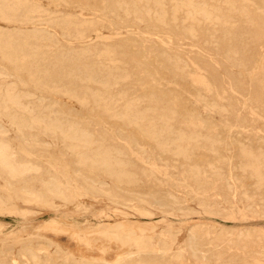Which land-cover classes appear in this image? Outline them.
Returning a JSON list of instances; mask_svg holds the SVG:
<instances>
[{
    "label": "rangeland",
    "instance_id": "1",
    "mask_svg": "<svg viewBox=\"0 0 264 264\" xmlns=\"http://www.w3.org/2000/svg\"><path fill=\"white\" fill-rule=\"evenodd\" d=\"M263 1L0 0V264H264Z\"/></svg>",
    "mask_w": 264,
    "mask_h": 264
},
{
    "label": "bare ground",
    "instance_id": "2",
    "mask_svg": "<svg viewBox=\"0 0 264 264\" xmlns=\"http://www.w3.org/2000/svg\"><path fill=\"white\" fill-rule=\"evenodd\" d=\"M145 1V0H144ZM180 1V0H179ZM21 2V1H20ZM25 2V1H24ZM148 2V1H147ZM176 2H177V0H176ZM186 2V1H185ZM241 2H242V0H241ZM264 2V1H263ZM16 3V2H15ZM134 3V2H133ZM175 3V2H174ZM191 3V2H190ZM249 3V2H248ZM22 4V3H21ZM148 4V3H147ZM180 4V3H179ZM198 4V3H197ZM205 4V3H204ZM223 4V3H222ZM233 4V3H232ZM146 5V4H145ZM158 5V4H157ZM156 5V6H157ZM200 5V4H199ZM234 5V4H233ZM22 6V5H21ZM126 6V5H125ZM128 6V5H127ZM5 7V6H4ZM20 7V6H19ZM132 7V6H131ZM161 7V6H160ZM208 7V6H207ZM231 7V6H230ZM135 8V7H134ZM147 8V7H146ZM157 8V7H156ZM155 8V9H156ZM163 8V7H162ZM177 8V7H176ZM14 9V8H13ZM30 9V8H29ZM143 9V8H142ZM179 9V8H178ZM177 9V10H178ZM230 9V8H229ZM19 10V9H18ZM149 10V9H148ZM160 10V9H159ZM164 10V9H163ZM189 10H190V8H189ZM228 10V9H227ZM244 10V9H243ZM261 10V9H260ZM147 11V10H146ZM155 11V10H154ZM170 11V10H169ZM201 11V10H200ZM25 12V11H24ZM136 12H137V9H136ZM186 12V11H185ZM209 12V11H208ZM211 12V11H210ZM243 12V11H242ZM259 12V11H258ZM13 13V12H12ZM183 13V12H182ZM196 13V12H195ZM25 14V13H24ZM153 14V13H152ZM157 14V13H156ZM172 14V13H171ZM175 14V13H174ZM213 14V13H212ZM26 15V14H25ZM24 15V16H25ZM184 15V14H183ZM170 16V15H169ZM187 16V15H186ZM190 16V15H189ZM198 16V15H197ZM141 17V16H140ZM212 17V16H211ZM243 17V16H242ZM160 18V17H159ZM2 19V18H1ZM222 19V18H221ZM160 20V19H159ZM196 20V19H195ZM23 22H24V20H23ZM196 22V21H195ZM201 22V21H200ZM191 23V22H190ZM190 25V24H189ZM208 25V24H207ZM213 25V24H212ZM221 25V24H220ZM228 25H229V23H228ZM233 25V24H232ZM263 25V24H262ZM214 26V25H213ZM225 26H226V24H225ZM224 26V27H225ZM251 27V26H250ZM189 28V27H188ZM191 28H192V26H191ZM237 28V27H236ZM224 30V29H223ZM194 31V30H193ZM215 31V30H214ZM24 36V35H23ZM231 37V36H230ZM239 37V36H238ZM211 38V37H210ZM9 39V38H8ZM16 42V41H15ZM2 43V42H1ZM12 43V42H11ZM9 44V43H8ZM24 44V43H23ZM7 46V45H6ZM8 46H10V44L8 45ZM209 46V45H208ZM34 47V46H33ZM8 48V47H7ZM35 49V48H34ZM36 50V49H35ZM40 50V49H39ZM6 51V50H5ZM51 51V50H50ZM86 51V50H85ZM106 51V50H105ZM243 51V50H242ZM1 52V51H0ZM21 52V51H20ZM107 52V51H106ZM51 53V52H50ZM104 53V52H103ZM229 53V52H228ZM237 53V52H236ZM2 54V53H1ZM20 54V53H19ZM71 54V53H70ZM235 55V54H234ZM22 56V55H21ZM53 56V55H52ZM81 56V55H80ZM1 57V56H0ZM6 57V56H5ZM29 57V56H28ZM6 59V58H5ZM7 61H8V59H6ZM5 60V61H6ZM52 60V59H51ZM22 61V60H21ZM46 61V60H45ZM261 61V60H260ZM23 62V61H22ZM38 62V61H37ZM36 62V63H37ZM9 63V62H8ZM177 63V62H176ZM30 65V64H29ZM53 65H54V63H53ZM35 66V65H34ZM177 66V65H176ZM53 67V66H52ZM259 67V66H258ZM17 68V67H16ZM31 69V68H30ZM90 69V68H89ZM173 69H175V68H173ZM57 70V69H56ZM179 70V69H178ZM253 70V69H252ZM30 71V70H29ZM35 72V71H34ZM37 72V71H36ZM77 72V71H76ZM253 72V71H252ZM26 73V72H25ZM92 73V72H91ZM250 73V72H249ZM44 74V73H43ZM62 74V73H61ZM30 75V74H29ZM38 75V74H37ZM115 75V74H114ZM59 76V75H58ZM64 76V75H63ZM95 76V75H94ZM32 77V76H31ZM72 77V76H71ZM84 77H87V76H84ZM109 77V76H108ZM34 78V77H33ZM48 78V77H47ZM61 78V77H60ZM74 79V78H73ZM86 79V78H85ZM39 80H40V78H39ZM88 80V79H87ZM113 80V79H112ZM36 81V80H35ZM80 82V81H79ZM86 82H88V81H86ZM37 83V82H36ZM109 83V82H108ZM58 84V83H57ZM33 85H34V83H33ZM44 85H45V83H44ZM54 85V84H53ZM38 86V85H37ZM48 86V85H47ZM100 86H101V84H100ZM36 87V86H35ZM57 88V87H56ZM59 88V87H58ZM55 89V88H54ZM79 89V88H78ZM74 91V90H73ZM72 91V92H73ZM109 91V90H108ZM64 92V91H63ZM85 92V91H84ZM14 93V92H13ZM65 93H67V91L65 92ZM92 93V92H91ZM8 94V93H7ZM11 94V93H10ZM100 94V93H99ZM76 95V94H75ZM104 95V94H103ZM152 95V94H151ZM16 96V95H15ZM71 96V95H70ZM82 96V95H81ZM106 96V95H105ZM8 97H10V95L8 96ZM12 97H14V94H13V96ZM200 97V96H199ZM19 98V97H18ZM77 98V97H76ZM80 98V97H79ZM14 98H12V100H13ZM17 98L15 97V99L14 100H16ZM200 99V98H199ZM206 99V98H205ZM18 100V99H17ZM154 100V99H153ZM202 100H203V98H202ZM222 101V100H221ZM249 101V100H248ZM2 102V101H1ZM5 102V101H4ZM12 103H15L14 101L12 102ZM11 103V104H12ZM105 103V102H104ZM205 103V102H204ZM2 104V103H1ZM18 104V103H17ZM17 104H15L16 106H17ZM4 107V106H3ZM130 107H132V106H130ZM125 108V107H124ZM215 108V107H214ZM18 109V108H17ZM111 109V108H110ZM16 110V109H15ZM107 110V109H106ZM125 110V109H124ZM211 110V109H210ZM2 111V110H1ZM11 111V110H10ZM131 111V110H130ZM170 111V110H169ZM14 112V111H13ZM127 112V111H126ZM138 113H140V112H138ZM222 113V112H221ZM128 114V113H127ZM174 114V113H173ZM11 115V114H10ZM15 115V114H14ZM138 115V114H137ZM4 116V115H3ZM140 116V115H139ZM161 116V115H160ZM143 117V115L141 116V118ZM172 117V116H171ZM4 118V117H3ZM165 118V117H164ZM14 119H15V117H14ZM137 119V118H136ZM143 119V118H142ZM4 120V119H3ZM17 120V119H16ZM44 120V119H43ZM133 120V119H132ZM167 120V119H166ZM172 120V119H171ZM12 121V120H11ZM244 121V120H243ZM41 122V121H40ZM39 122V123H40ZM43 122V121H42ZM147 122V121H146ZM157 122H159V121H157ZM38 123V122H37ZM127 123V122H126ZM12 124V123H11ZM135 124V123H134ZM137 124V123H136ZM151 124V123H150ZM29 125V124H28ZM39 125V124H38ZM45 125H47V124H45ZM51 125V124H50ZM163 125V124H162ZM40 126V125H39ZM38 126V127H39ZM77 126V125H76ZM166 126V125H165ZM18 127V126H17ZM45 128H46V126H44ZM47 127H48V125H47ZM58 127V126H57ZM169 127V126H168ZM171 127V126H170ZM51 128V127H50ZM55 128V127H54ZM59 128H61V127H59ZM65 128V127H64ZM68 128V127H67ZM166 128V127H165ZM22 129V128H21ZM20 129V130H21ZM52 129V128H51ZM57 129V128H56ZM62 129V130H61ZM60 130H61V133H62V131H63V128H61ZM59 130V129H58ZM59 130V131H60ZM52 131V130H51ZM55 131V130H54ZM67 131V130H66ZM147 131V130H146ZM159 131H161V130H159ZM166 131V130H165ZM172 131V130H171ZM17 132V131H16ZM19 132V131H18ZM64 132H65V130H64ZM80 132V131H79ZM88 132V131H87ZM86 132V133H87ZM145 132V131H144ZM143 132V133H144ZM148 132V131H147ZM152 132V131H151ZM167 132V131H166ZM179 132V131H178ZM182 132V131H181ZM58 133H60V132H58ZM84 133V132H83ZM88 134V133H87ZM172 134V133H171ZM196 134H198V133H196ZM90 135V134H89ZM98 135V134H97ZM175 135V134H174ZM200 135V134H199ZM198 135V136H199ZM2 136V135H1ZM22 136V135H21ZM61 136V135H60ZM63 136H64V134H63ZM65 136H66V134H65ZM75 136V135H74ZM88 136V135H87ZM86 136V137H87ZM99 136V135H98ZM163 136V135H162ZM180 136H181V134H180ZM77 137V136H76ZM85 137V136H84ZM158 137V136H157ZM184 137V136H183ZM65 138V137H64ZM63 138V139H64ZM83 138V137H82ZM81 137H80V139L82 140V141H84V143H85V145H89L88 143L91 141H87L86 139H82ZM91 137H89V139H90ZM94 138V137H93ZM101 138V137H100ZM153 138V137H152ZM178 138V137H177ZM185 138V137H184ZM188 138V137H187ZM207 138V137H206ZM80 139H79V141H80ZM161 139V138H160ZM183 139V138H182ZM181 139V140H182ZM192 139V138H191ZM198 139V138H197ZM200 139V138H199ZM157 140V139H156ZM166 140V139H165ZM176 140V139H175ZM188 140V139H187ZM194 140V139H193ZM196 140V139H195ZM185 141V140H184ZM209 141H210V139H209ZM1 142V141H0ZM71 142V141H70ZM81 142V141H80ZM164 142V141H163ZM176 142H177V140H176ZM193 142V141H192ZM241 143V142H240ZM83 144V143H82ZM95 144V143H94ZM164 144V143H163ZM170 144V143H169ZM210 144H211V142H210ZM7 145V144H6ZM84 144H83V146H85ZM91 145V144H90ZM172 145V144H171ZM215 145V144H214ZM80 146V145H79ZM78 146V147H79ZM103 146V145H102ZM101 146V147H102ZM176 146V145H175ZM174 146V147H175ZM86 147V146H85ZM98 147V146H97ZM99 147H100V145H99ZM100 147V148H101ZM109 147V146H108ZM177 147V146H176ZM180 147V146H179ZM5 148V147H4ZM88 148V147H87ZM168 148V147H167ZM79 149V148H78ZM86 149V148H85ZM106 149V148H105ZM107 149H109V148H107ZM213 149V148H212ZM245 149V148H244ZM73 150V149H72ZM102 150H104V149H102ZM116 150V149H115ZM174 150H175V148H174ZM183 150H186V149H183ZM75 151V150H74ZM87 151V150H86ZM105 151V150H104ZM103 151V152H104ZM113 151V150H112ZM167 151V150H166ZM212 151V150H211ZM245 151V150H244ZM7 152V151H6ZM5 152V153H6ZM94 152V151H93ZM111 152V151H110ZM122 152V151H121ZM180 152V151H179ZM185 152V151H184ZM215 152V151H214ZM5 153H4V151H2V150H0V164H2L3 166H5V167H7L8 169H9V173H11V174H16L17 173V168L16 167H14V165L16 166V163L12 166V164H11V161H9L8 159L9 158H7L6 157V155L7 154H9V153H6V155H5ZM79 153V152H78ZM81 153V152H80ZM87 153V152H86ZM112 153V152H111ZM111 153H110V155H111ZM181 153V152H180ZM246 153V152H245ZM77 154V153H76ZM88 154V153H87ZM102 154V153H101ZM169 154V153H168ZM240 154V153H239ZM81 155V154H80ZM79 155V156H80ZM86 155V154H85ZM88 155H90V153L88 154ZM104 155V154H103ZM101 156V155H99V153H97V155L95 154H93V155H91V156H87V158L90 160V161H92L91 163L92 164H94V163H99V165L101 164V166H109V164H112V163H110V162H112V161H109L110 160V158L109 157H111V156ZM105 155H107V154H105ZM114 155V154H113ZM8 156V155H7ZM85 156V157H86ZM256 156V155H255ZM261 156V155H260ZM263 156V155H262ZM247 157V156H246ZM257 157V156H256ZM82 158H84V157H82ZM87 158H84V159H87ZM157 158V157H156ZM260 158V157H259ZM258 158V159H259ZM79 159V158H78ZM77 159V160H78ZM84 159H82V161L84 160ZM87 159V160H88ZM121 160V159H120ZM260 161V160H259ZM26 162V161H25ZM250 162V161H249ZM13 163V162H12ZM84 163V162H83ZM86 163V162H85ZM89 163V162H88ZM126 163V162H125ZM81 164V163H80ZM249 164V163H248ZM247 164V165H248ZM250 164H251V162H250ZM261 164V163H260ZM96 165V164H95ZM242 165V164H241ZM254 165V164H253ZM1 166V165H0ZM28 166V165H27ZM27 166H25V167H27ZM31 166H33V165H31ZM188 166V165H187ZM4 167V168H5ZM24 167V168H25ZM94 167V166H93ZM126 167V166H125ZM214 167V166H213ZM242 167V166H241ZM23 168V169H24ZM32 168V167H31ZM34 168V167H33ZM105 168V167H104ZM112 168H113V166H112ZM161 168V167H160ZM197 168V167H196ZM246 168V167H245ZM29 169V166H28V168L26 169V170H28ZM157 169V168H156ZM190 169V168H189ZM192 169V168H191ZM240 169H242V168H240ZM261 169V168H260ZM25 170V169H24ZM103 170V169H102ZM107 170V169H106ZM122 170V169H121ZM150 170V169H149ZM161 171V170H160ZM197 171H198V169H197ZM203 171V170H202ZM250 171V170H249ZM118 172V171H117ZM212 172V171H211ZM217 172H218V170H217ZM222 172V171H221ZM128 173H130V172H128ZM143 173V172H142ZM6 174V173H5ZM10 174V176H12ZM107 174V173H106ZM114 174V173H113ZM151 174V173H150ZM193 174V173H192ZM16 175H18V173L16 174ZM127 175V174H126ZM134 175V174H133ZM132 175V176H133ZM9 176V174H7V177ZM21 176V175H20ZM123 176V175H122ZM129 176V175H128ZM163 176H165V175H163ZM199 176V175H198ZM212 176V175H211ZM236 176V175H235ZM254 176V175H253ZM13 177H14V175H13ZM16 177V176H15ZM134 177V176H133ZM166 177V176H165ZM256 177V176H255ZM17 178H18V176H17ZM116 178V177H115ZM131 178V177H130ZM176 178V177H175ZM22 178H20V180H21ZM117 179V178H116ZM122 179V178H121ZM128 179V178H127ZM196 179V178H195ZM260 179V178H259ZM11 180H13V179H11ZM55 180V179H54ZM134 180V179H133ZM183 180V179H182ZM95 181V180H94ZM206 181V180H205ZM264 181V180H263ZM125 182V181H124ZM131 182H133V181H131ZM136 182V181H135ZM207 182V181H206ZM121 183V182H120ZM134 183V182H133ZM208 183H210V182H208ZM228 183V182H227ZM6 184V183H5ZM43 184V183H42ZM136 184V183H135ZM205 184V183H204ZM46 185H47V183H46ZM88 185V184H87ZM94 185V184H93ZM183 185H184V183H183ZM45 186V185H44ZM69 186V185H68ZM175 186V185H174ZM255 186V185H254ZM56 187V186H55ZM58 188H59V186H57ZM199 187V186H198ZM46 188V187H45ZM57 189V188H56ZM97 189H99V188H97ZM217 189V188H216ZM11 190V189H10ZM48 190V189H47ZM191 190V189H190ZM202 190V189H201ZM13 191V190H12ZM75 191V190H74ZM94 191V190H93ZM231 191V190H230ZM51 192V191H50ZM102 192V191H101ZM106 192V191H105ZM188 192H190V191H188ZM57 193V192H56ZM64 193V192H63ZM238 193V192H237ZM243 193V192H242ZM79 194V193H78ZM77 194V195H78ZM190 194H191V192H190ZM107 195V194H106ZM55 197V196H54ZM67 197V196H66ZM71 197V196H70ZM107 197H108V195H107ZM56 198V197H55ZM58 198V197H57ZM60 198V197H59ZM178 199V198H177ZM196 199V198H195ZM248 199V198H247ZM60 200H62L63 201V199H60ZM66 200V199H65ZM70 201V200H69ZM144 202V201H143ZM176 202H177V200H176ZM69 203V202H68ZM144 204V203H143ZM208 204V203H207ZM215 204V203H214ZM5 205V204H4ZM147 205V204H146ZM214 206V205H213ZM222 206V205H221ZM8 207V206H7ZM205 207H207V206H205ZM204 207V208H205ZM5 209H7V208H5ZM7 210H9V208L7 209ZM1 212V211H0ZM98 228V227H97ZM111 230V229H110ZM192 230H194V229H192ZM200 231V230H199ZM238 231V230H237ZM225 232V231H224ZM190 233V232H189ZM118 234V233H117ZM235 234V233H234ZM247 234V233H246ZM110 235V234H109ZM220 235V234H219ZM242 235V234H241ZM120 236V235H119ZM217 236V235H216ZM226 236V235H225ZM238 236V235H237ZM222 237V236H221ZM220 239V238H219ZM223 239V238H222ZM221 239V240H222ZM162 240V239H161ZM165 240V239H164ZM202 240V239H201ZM207 240V239H206ZM209 240V239H208ZM174 241V240H173ZM210 241V240H209ZM170 242V241H169ZM189 242V241H188ZM229 242V241H228ZM198 243H200V242H198ZM211 243V242H210ZM242 243V242H241ZM153 244V243H152ZM148 245V244H147ZM204 245V244H203ZM170 246V245H169ZM231 246V245H230ZM154 247V246H153ZM189 247V246H188ZM210 247V246H209ZM147 248V247H146ZM180 249V248H179ZM146 250V249H145ZM190 250H191V248H190ZM189 250V251H190ZM179 251V250H178ZM27 252V251H26ZM140 252V251H139ZM181 252V251H180ZM135 253V252H134ZM207 253V252H206ZM217 253V252H216ZM226 253V252H225ZM27 254H29V253H27ZM41 254H43V253H41ZM127 254V253H126ZM174 254V253H173ZM211 254V253H210ZM35 255V254H34ZM170 255V254H169ZM168 255V256H169ZM127 256V255H126ZM125 256V257H126ZM192 256V255H191ZM181 257V256H180ZM120 258V257H119ZM193 258V257H192ZM231 259H232V257H231ZM36 260V259H35ZM38 260V259H37ZM169 260V259H168ZM177 261V260H176ZM200 261V260H199ZM31 262V261H30ZM66 262V261H65ZM179 262H180V260H179ZM204 263V262H203ZM143 264V263H142Z\"/></svg>",
    "mask_w": 264,
    "mask_h": 264
}]
</instances>
